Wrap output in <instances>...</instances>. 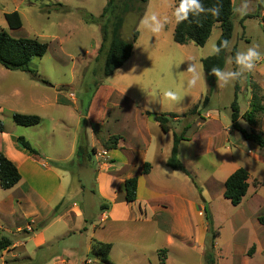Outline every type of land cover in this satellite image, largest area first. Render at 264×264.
<instances>
[{"label": "rangeland", "instance_id": "1", "mask_svg": "<svg viewBox=\"0 0 264 264\" xmlns=\"http://www.w3.org/2000/svg\"><path fill=\"white\" fill-rule=\"evenodd\" d=\"M125 1L117 0V4L121 7ZM240 1L235 8L239 6ZM176 3L177 0H149L146 4L145 18L156 14L168 20L164 30L159 32V39L151 37L154 34L145 30L144 20L141 21L144 16L138 19L135 13L125 17L121 38L129 41L135 31L142 34L138 45L136 46L137 43L134 45L136 46L134 59L130 64L141 68L142 71L140 69L138 74L128 75L129 96L137 100L145 99L150 110L161 112L160 114L169 112L168 114L174 113L181 116L179 123L183 122L185 125L192 121L194 116L183 117L182 115L197 104H202L208 96V85L201 60L215 54L212 48L213 45L217 46L221 28L219 24L214 26L204 47L193 43L184 46L176 44L173 39ZM106 4L107 0H0V31L4 30L16 39H35L48 45L47 53L43 57H34L30 68L37 72L40 80L49 83V86L45 85L29 73L9 71L0 65V106L6 109L5 115L0 118L1 123L10 133H15L13 128L29 132L30 136H34L32 139L34 141L30 142L25 138L39 152L40 150L53 152L56 149L55 145L59 147L65 140H69L76 127L77 118L73 111L72 97L74 96L77 101L82 100L84 105L81 106V111L86 110L87 115L90 108L93 110L91 117L95 123L94 133L99 143L96 142L95 147L90 150L91 161L85 167L81 166L74 170V178L79 180L78 186H84L88 191L84 194L83 200L88 208L87 219H96L101 224L95 238L114 246L110 260L114 264H159L158 252L167 249L166 264H205L203 247L197 241L202 234L199 232L188 234L180 224L175 222V216L167 207L169 204L163 206L148 204L145 206L147 219H144L140 215L138 205L128 208L122 188L121 192H117L113 202H105L111 203L120 217L128 218L118 222H101L100 214L104 211L103 201L98 196H94L97 189L94 172L100 164L109 161L102 158L105 156L104 151L99 152L101 148L104 149L108 140L107 133L111 128L109 124H104V121L112 123L115 117L123 115L128 110L126 98L110 89L116 82L114 77H109L111 79L108 80L109 78H105L103 74L110 42L108 39L103 43L102 39L101 25L105 23V19L98 24L87 22L89 16L99 18ZM249 4V12L245 16H238L234 11L233 35L227 49L229 55L234 47H237L238 52H242L249 46H257L264 53V0L261 2L249 0ZM13 11H19L23 23L22 28L15 31L8 28L3 15ZM262 63L264 60H261ZM189 67H194L200 76L196 85L192 87H188V81L193 75L188 72ZM234 70L236 69L228 56L224 71ZM252 75L256 76V72L245 73L229 86H222L217 81L215 90L210 96V103L205 109L219 111L224 126L231 125L232 122L231 105L235 99L236 85H238V103L242 115L245 113L248 93L250 92L251 99L253 93L249 84L256 83ZM256 77L259 79L258 76ZM188 89L191 91L201 89L200 103H197L199 99L196 100V97L186 93ZM169 90L179 95V102H171L164 96V92ZM258 93L260 96L263 94L260 88ZM57 99L61 101L63 105L61 109L65 111L64 114L69 122L67 126L63 125V130L59 125L58 128H54L53 135L50 137L53 143L50 142V145L46 140L41 141L43 133L52 132L50 122H45L42 128L35 130V128L17 126L12 120L13 114L20 113L29 103L34 102L32 103L35 107L34 111L43 112L39 108L40 104L52 103ZM194 100L196 101L192 103ZM114 102H119L122 108L114 107ZM181 102L185 104L182 105ZM205 109L201 110L203 116L206 113ZM263 117L264 115L260 117V120ZM172 121L171 124L173 128H176V132H181V125ZM239 123L248 133L254 131L259 134L260 131L255 128L263 129L262 124L254 127L243 119ZM210 124L217 123L212 121ZM91 126L90 123L89 129ZM221 130L222 128L219 129L217 125H212L197 133V136L201 137L207 131L219 134L216 139L217 151L214 153H197L195 142L182 143L181 158H179L183 160L193 181L183 173H175L166 164L163 165L159 154H148L150 162L156 167L154 181L158 183L163 193L180 196L187 202L198 201L201 206L199 189L200 191L204 189V197L208 201L207 207L215 219V230L220 233L216 239L217 264H264V226H261L253 217L256 213L264 216V163H257L251 158L249 151L258 155L259 148L254 142L246 140L237 130H234L229 137L230 143L224 146H229L231 150L223 148L225 138L220 133ZM232 165L247 166L254 178L259 179L261 186L257 202H245L235 207L223 195L212 190L214 185L208 181V176L217 172V177H221ZM253 190L254 187L251 185V191ZM1 193L5 192L1 191ZM180 204L179 201L176 203L178 206ZM196 211H199L198 206ZM203 220L205 222L204 217ZM73 225L77 228L78 220ZM86 227L89 232L80 243L81 247L88 240L92 230L90 225ZM206 229L205 222L202 231ZM34 230L32 227L28 233ZM3 235L8 236L4 232ZM252 245L256 246V254L250 259L246 257V252Z\"/></svg>", "mask_w": 264, "mask_h": 264}, {"label": "crops", "instance_id": "2", "mask_svg": "<svg viewBox=\"0 0 264 264\" xmlns=\"http://www.w3.org/2000/svg\"><path fill=\"white\" fill-rule=\"evenodd\" d=\"M238 1L239 0H233L234 8ZM145 15L146 13L141 21L144 20ZM151 37L159 39L160 34L157 33L151 35ZM141 38L142 34L138 32L136 46ZM136 46H134L130 59L111 76V78L114 77L116 82L111 85L110 89L123 96V98H126V107H128V110L123 115L115 117L112 120V123L104 121V124H109L111 127L108 130V136L106 139H109L111 136H117L120 140L116 149L105 151V149L101 148V151L99 150V152L102 153L104 151L105 153V156L102 158L115 161L114 163L106 162L100 164L94 172L97 184L94 196H98L99 199L103 201L102 204L104 207L108 205V209H104L100 214L101 222H118L128 218L120 217L112 207V204L105 201L113 202L116 199L117 192H121L124 187L125 181L136 176L138 177L137 200L131 204L125 202L128 208L133 205H138L140 215L144 217V219H147L145 206L148 204L162 206L169 204L167 207L170 208V211L175 216V222L177 224H180L188 234L195 232L202 234L201 236L199 235L200 239L197 241L203 247L202 254L204 258L208 237V225L204 215V207L208 204V201L204 197V189L202 188L203 191L198 195L202 203L201 206L198 201L187 202L180 196L163 193L160 191L158 183L154 181L156 167L150 162L148 154H159L162 164H166L167 166V160L173 147L176 128H173L170 122L171 130L167 133L163 132L154 119V116L161 115V112L152 109L150 110L145 99L142 98L137 100L128 94V75L138 74L141 69L130 65L134 59ZM253 71H255L256 76L259 77L258 79L255 75H252L254 80H256V84L260 88V92L262 91L263 93L261 96L264 104V63L261 64V61L258 62L257 67ZM50 85L52 86V84ZM186 93L192 97H196V100L199 99L197 103H200L202 97L201 89L199 91H191V89H188ZM72 99L73 111L77 118L75 124L76 127L72 136L68 138V141L65 140L61 143L59 147H56L55 145L54 148L56 149H54L53 152H41L38 148L40 150L41 158L34 157L29 152L19 147L17 138L20 136L26 137L30 142L34 141L32 140L34 139V136H30V134H28L29 132H26V130L22 131L21 129L13 128L15 133H10L4 128L3 132H0V153H3L11 162H13L21 174V180L14 188L10 190H2L0 188L1 191L5 192L1 193L0 191V241L3 238H6L10 242L6 248L0 249V264H99L97 259L90 257L91 254H94L93 240L103 243L105 242L101 239L95 238L96 231L101 227V224H99L96 219H87L86 217L88 208L83 200L84 194L88 191L84 186H78L77 182L79 180H75L74 173L52 167L49 164L50 161L56 163H70L76 156L82 128L83 115L81 106H83V101H77L74 99V96ZM196 100L192 101V103ZM246 101L247 108L245 113L251 109L250 92L248 93ZM32 103L27 104L25 109L20 111V113L39 115L41 117L42 121L40 125L30 127L35 128V130L42 128L41 126H43L45 122L51 123L52 132L47 134L45 132L41 135V141L46 140L50 145V142L53 143V139L50 140V137L53 135L54 128H58L59 125V127L62 126L61 129L63 130V125L67 126L69 122L64 114L65 111L61 109L63 105L61 101L57 99L52 103L40 104L39 108L42 109L43 112H36L33 110L35 107ZM181 103L182 105L185 104V102ZM197 105H201V103ZM113 106L122 108L119 102H114ZM5 111L6 109L3 106H0V118L5 115ZM182 111L184 110L182 109ZM204 111H206L204 116L201 111L199 116H194L192 121L187 123L190 127L185 135L186 140L180 142L178 148L180 158L182 143L187 142L196 143L197 153L210 154L217 151L216 139L219 136L218 133L207 131L203 137L197 136L199 130L204 131L207 127L212 125H217L219 129L222 128L220 133H222L225 138L223 148L229 151L231 150L229 146H224L226 143H230L229 137L232 132H234L232 122L231 125L228 124L224 126L222 123V115L219 111L208 109H205ZM148 112L151 113V115H147ZM168 113L169 112H166L165 114ZM92 114L93 110L90 108V111L85 116L87 121L86 132L90 150L95 147L96 142L99 143V140L94 133L95 123L91 117ZM181 119L182 118H176L172 122H178L182 127L181 129H183L186 124L183 125V122L179 123ZM259 120L260 118L257 119L256 124L253 126L255 127L256 125L262 124L263 129H255L260 131L259 134H264V117L262 120ZM212 121L217 124H210ZM90 123L92 126L89 129ZM259 153L260 154L257 155L249 151L251 158L254 159L255 162L264 163L263 149L259 148ZM145 163L151 165L150 173L147 175L142 174ZM80 167L81 166L78 168ZM83 167H85V165ZM239 168H244L250 175L248 192L241 204L245 202H257L260 197L259 189L261 185L258 182L259 179L254 178L247 166L232 165L227 168L226 173L221 177H217V172L215 174L212 173L208 176V181L214 185L212 190L224 196L226 180ZM172 171L175 173L180 172ZM251 185L254 187L253 191H251ZM123 195L125 200V194ZM178 201L181 202L180 206L176 205ZM58 206L59 208L56 211L55 209ZM197 206L200 213H198L199 211H196ZM143 207L144 209H142ZM203 217L205 218L207 225L205 231H202V226H204L205 223ZM212 217L215 224L214 216L212 215ZM253 217L257 219L261 226H264L259 222V218L264 216L256 213ZM76 220H78L79 225L77 228H74L73 223ZM86 225H90L92 230L88 240L84 243L83 247H81L80 243L84 240L85 234L89 232ZM32 227L35 230L28 233L31 231ZM3 232L7 233L8 236H4ZM219 236L220 233L218 237ZM252 247L255 248V251L252 256H248V252ZM113 249L114 246L112 244L110 256ZM250 249L246 252V257L252 259L256 254V246L252 245ZM167 259L166 254V261Z\"/></svg>", "mask_w": 264, "mask_h": 264}, {"label": "trees", "instance_id": "3", "mask_svg": "<svg viewBox=\"0 0 264 264\" xmlns=\"http://www.w3.org/2000/svg\"><path fill=\"white\" fill-rule=\"evenodd\" d=\"M149 0H126L123 5L117 4V0H107V4L103 9V12L99 18L89 16L87 22L89 24L102 23L105 19V23L101 25V33L103 43L110 39L108 51L105 58L103 74L105 78L111 77L118 69H120L132 56L134 45L138 39V32L133 33L132 39L125 41L121 38V30L123 28L125 17L128 14L135 13L138 19H141L145 14L146 4ZM180 0H177L176 6H179ZM261 2V0H260ZM205 9L219 8L220 12L218 16L212 15L210 12H205L200 15H189V18L182 22L176 23V27L173 34V39L176 44L187 45L193 43L196 46L204 47L209 40L213 28L216 24L220 25L221 34L217 41V46L221 41L227 40L230 43L233 35V15L234 5L233 0H202ZM261 5V3H260ZM4 18L8 25V28L12 31L22 28L23 23L19 11H13L5 13ZM111 22V26L109 23ZM229 46V44H228ZM228 46L223 48L219 54H213L203 59L202 66L205 72L208 96L204 99L201 105H196L189 112L183 114V117L199 116L201 110L205 109L210 101V96L215 90L217 79L214 75H211L213 67H218L224 70L227 61V49ZM48 51V45L35 39L29 38H13L10 34L4 30L0 31V65L9 71L26 72L33 76L37 81H41L43 84L49 83L44 80H40L36 71L30 68V63L34 57H43ZM238 52L237 47H234L230 52V58L234 68V56ZM253 93L251 99V109L245 114L241 115L240 107L238 103V85H236L235 99L231 105L232 110V128L239 131L246 140L254 142L260 149H264V134H258L256 132L248 133L243 130L239 125V120L243 119L247 121L251 126L256 124L257 119L264 115L263 99L260 96L259 87L256 83L250 84ZM84 105V103H83ZM85 112L82 111L83 120L80 133L79 145L77 148L75 159L70 163H56L50 161L49 164L52 167L74 173V170L79 166H84L91 161L89 142L87 138V121L85 119ZM151 115V113H147ZM181 116L177 114H161L155 115L154 119L161 127L162 131L167 133L171 130L170 122ZM13 122L17 126L22 127H35L40 125L42 119L37 115H28L21 113H14L12 116ZM190 125L186 124L181 132L174 133L173 147L171 154L167 160V167L174 170L183 172L187 177L192 178L190 172L186 169L183 162L179 158V144L186 140V133ZM4 126L0 121V132H3ZM120 138L117 136H111L104 145L105 151L116 149ZM17 143L20 148L29 152L31 155L37 158H41L40 152L32 146V144L23 136L17 138ZM114 160H109L108 163H114ZM151 165L145 163L142 174L147 175L150 173ZM250 175L244 168L237 169L232 173L225 182L224 198L230 201L232 206H239L245 198L249 188ZM21 180V174L16 165L11 162L3 153H0V188L2 190H10L14 188ZM125 202L128 204L134 203L137 200L138 191V177H132L124 183ZM199 192L201 193L200 189ZM59 208L56 207V211ZM108 209V205L102 207ZM205 218L208 225V239L206 243V250L204 253L205 264H217L215 241L219 233L215 230L214 220L207 205L204 207ZM259 222L264 225V217L259 218ZM9 240L3 238L0 241V249L6 248L9 244ZM112 250V244L103 243L93 240V253L99 264H114L110 260V252ZM255 248L252 247L248 256H252ZM167 250L162 249L158 252L159 264H166Z\"/></svg>", "mask_w": 264, "mask_h": 264}, {"label": "clouds", "instance_id": "4", "mask_svg": "<svg viewBox=\"0 0 264 264\" xmlns=\"http://www.w3.org/2000/svg\"><path fill=\"white\" fill-rule=\"evenodd\" d=\"M249 8V0H241L239 6L234 11L235 14L242 17L248 14ZM205 12L218 16L220 9H205L202 0H180L179 6L174 11V17L176 23L179 24L186 21L189 15L197 16ZM167 23V18H160L156 14L145 18L143 21L145 30L153 34L164 30ZM228 44L229 41L223 40L219 46L213 45L212 51L219 54ZM233 60L237 66L234 71H223L218 67H213L211 70V75H214L222 86H229L232 82L239 80L245 73H251L257 67L258 62L264 60V53L257 46H249L245 51L237 52ZM188 72L193 74L192 78L188 81V87L195 86L200 76L196 73L194 67H189ZM164 96L174 103L180 101V97L175 91H166L164 92Z\"/></svg>", "mask_w": 264, "mask_h": 264}, {"label": "water", "instance_id": "5", "mask_svg": "<svg viewBox=\"0 0 264 264\" xmlns=\"http://www.w3.org/2000/svg\"><path fill=\"white\" fill-rule=\"evenodd\" d=\"M90 257L93 259H97L95 254H91Z\"/></svg>", "mask_w": 264, "mask_h": 264}]
</instances>
